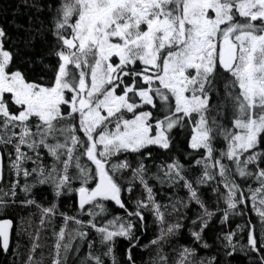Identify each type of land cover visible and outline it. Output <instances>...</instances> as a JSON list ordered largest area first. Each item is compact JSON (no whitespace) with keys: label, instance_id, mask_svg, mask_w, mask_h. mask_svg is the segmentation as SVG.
Here are the masks:
<instances>
[{"label":"snow or ice","instance_id":"6c2138e0","mask_svg":"<svg viewBox=\"0 0 264 264\" xmlns=\"http://www.w3.org/2000/svg\"><path fill=\"white\" fill-rule=\"evenodd\" d=\"M2 264H264V0H0Z\"/></svg>","mask_w":264,"mask_h":264},{"label":"trees","instance_id":"16d2710c","mask_svg":"<svg viewBox=\"0 0 264 264\" xmlns=\"http://www.w3.org/2000/svg\"><path fill=\"white\" fill-rule=\"evenodd\" d=\"M3 259H4V258L0 257V264H2Z\"/></svg>","mask_w":264,"mask_h":264}]
</instances>
